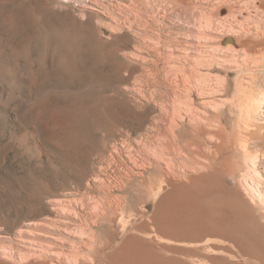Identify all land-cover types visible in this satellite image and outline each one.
Listing matches in <instances>:
<instances>
[{"label":"bare ground","instance_id":"obj_1","mask_svg":"<svg viewBox=\"0 0 264 264\" xmlns=\"http://www.w3.org/2000/svg\"><path fill=\"white\" fill-rule=\"evenodd\" d=\"M216 2L206 27L222 36L217 50L206 34L198 83L169 95L155 74L151 118L125 105L139 129L109 134L85 183L38 192L41 217L0 264H264V0ZM237 13L246 19L235 27ZM225 64L235 84L228 97V78L211 76ZM245 76L250 85L240 88Z\"/></svg>","mask_w":264,"mask_h":264},{"label":"rangeland","instance_id":"obj_2","mask_svg":"<svg viewBox=\"0 0 264 264\" xmlns=\"http://www.w3.org/2000/svg\"><path fill=\"white\" fill-rule=\"evenodd\" d=\"M216 4V0H0L1 255L19 234L28 236L23 232L27 221L41 217L39 204L45 200L35 197L38 192L56 193L85 183L91 170L99 167L106 137L113 134L118 139L120 132L139 129L126 117L125 105L147 116L154 107V81L160 80L161 92L169 95L179 94L187 82L198 83L205 71L202 65H193L204 62L211 40L216 44L211 48L218 50L222 36L206 27L205 17ZM237 15L235 27L246 19ZM229 66L214 65L211 72L214 82L228 78L226 97L235 86L231 71H225ZM250 82L245 76L240 88ZM121 145L117 140V147ZM224 183L231 188L230 179L224 178ZM69 228L72 234L78 230ZM121 236L118 231L111 238L117 242Z\"/></svg>","mask_w":264,"mask_h":264}]
</instances>
